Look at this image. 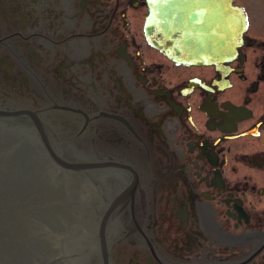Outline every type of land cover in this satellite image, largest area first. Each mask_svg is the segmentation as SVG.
<instances>
[{
  "label": "flooded vegetation",
  "instance_id": "obj_1",
  "mask_svg": "<svg viewBox=\"0 0 264 264\" xmlns=\"http://www.w3.org/2000/svg\"><path fill=\"white\" fill-rule=\"evenodd\" d=\"M235 3V57L188 64L149 40L150 0H0V123L97 165L57 169L103 187L98 264H264V23Z\"/></svg>",
  "mask_w": 264,
  "mask_h": 264
},
{
  "label": "water",
  "instance_id": "obj_2",
  "mask_svg": "<svg viewBox=\"0 0 264 264\" xmlns=\"http://www.w3.org/2000/svg\"><path fill=\"white\" fill-rule=\"evenodd\" d=\"M203 1L205 10L192 14L184 0H150L151 43L181 63L222 64L235 57L248 28L245 8L235 0ZM16 114L0 111V117ZM24 134L0 123V264H98L88 250L95 247L97 223L88 215L103 187L57 169L97 165L59 158L46 138L52 158L43 156L35 136ZM111 208L99 224L103 243Z\"/></svg>",
  "mask_w": 264,
  "mask_h": 264
},
{
  "label": "rangeland",
  "instance_id": "obj_3",
  "mask_svg": "<svg viewBox=\"0 0 264 264\" xmlns=\"http://www.w3.org/2000/svg\"><path fill=\"white\" fill-rule=\"evenodd\" d=\"M239 2H243L251 7L255 23L259 25L264 23V0H239Z\"/></svg>",
  "mask_w": 264,
  "mask_h": 264
}]
</instances>
